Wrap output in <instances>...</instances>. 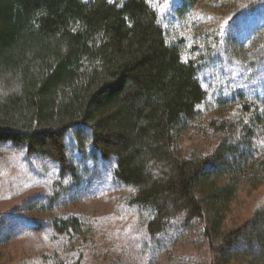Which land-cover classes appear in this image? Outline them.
Masks as SVG:
<instances>
[{"label":"trees","instance_id":"trees-1","mask_svg":"<svg viewBox=\"0 0 264 264\" xmlns=\"http://www.w3.org/2000/svg\"><path fill=\"white\" fill-rule=\"evenodd\" d=\"M201 1L0 0V146L53 171L0 246L26 226L51 246L31 264H264V0ZM79 167L126 190L111 246L59 211L93 194Z\"/></svg>","mask_w":264,"mask_h":264},{"label":"rangeland","instance_id":"rangeland-1","mask_svg":"<svg viewBox=\"0 0 264 264\" xmlns=\"http://www.w3.org/2000/svg\"><path fill=\"white\" fill-rule=\"evenodd\" d=\"M200 9L202 13L205 14L206 12V15H215L222 11L220 8H214L209 0H202ZM75 162L78 164V161ZM49 167V163L41 162L37 158L29 160L24 157L22 152L13 150L8 145L0 146V221L5 217L8 218L15 206L33 195L48 190L53 180V171L51 172L48 169ZM78 170V176L82 180H74L75 186L72 191L79 193V189L87 187L86 181H88V185L93 184V186L89 187L92 188L93 194L75 204L68 202L65 205H61L60 203L58 204L59 211L63 214L75 212L86 216L91 215L89 222L91 228L97 235L103 236L105 247L111 246L117 238V229L125 227L133 219V217H129V220H123L124 215L121 214L122 201L120 198L124 197L126 190L125 192L122 189L120 191L113 190L108 186L107 181L101 185V182L97 179L93 180V175L90 176L91 174L84 177L86 169L82 170L80 168ZM96 180L97 184L94 185ZM69 195H72V192L66 193L65 196ZM51 215L53 214H47L45 219ZM21 217L25 219L26 215L22 214ZM20 221L22 220L20 219ZM175 230L176 224L173 222V228L170 232L174 233ZM36 234L29 231L26 226H18V229L9 238L8 243L0 246V250L4 255V264L18 262L20 264H31L33 259L38 258V253H42L47 247H51L48 242V236L40 234L38 237ZM184 253L191 254L186 251ZM112 254L107 253V257L112 259L117 253L113 252ZM201 254L205 253L202 252ZM192 255L197 256L194 251ZM138 264L144 263L138 262Z\"/></svg>","mask_w":264,"mask_h":264}]
</instances>
